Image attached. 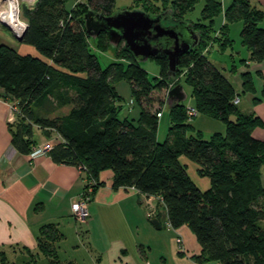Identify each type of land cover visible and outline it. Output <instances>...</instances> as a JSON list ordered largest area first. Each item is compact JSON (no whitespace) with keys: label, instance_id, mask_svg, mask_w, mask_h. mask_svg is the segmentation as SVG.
Wrapping results in <instances>:
<instances>
[{"label":"trees","instance_id":"16d2710c","mask_svg":"<svg viewBox=\"0 0 264 264\" xmlns=\"http://www.w3.org/2000/svg\"><path fill=\"white\" fill-rule=\"evenodd\" d=\"M68 1L36 0L33 7L23 5L28 26L22 41L43 56L0 44V97L12 102L16 111L8 124L12 143L28 155L39 143L36 128L55 131L53 138L58 139L48 153L57 163L85 167L96 180L90 195L104 183L99 175L110 168L114 188L158 196L171 226L192 228L201 245L200 253L192 256L195 261L264 264V140L252 134L256 126L264 125V118L237 105L243 93L256 91L252 73L240 72L242 90L229 77L238 72V64L264 59V8L257 0H233L224 12V23L217 26L222 2L204 0L198 20L188 19L200 33L197 46L181 56L175 77L169 72L167 55L151 57L160 72L150 78L123 41L112 47L106 32L93 39L85 28L84 14L89 9L111 14L115 0H74L71 7ZM157 1L138 4L153 12L168 8L175 18L186 19L199 0ZM236 21L242 22L240 39L250 56L220 67L209 54L215 48L221 53L233 48L230 25ZM161 41L170 44L167 37ZM93 48L113 49L117 60L103 67ZM122 78L128 79L140 106L135 119L118 117L122 104L116 82ZM186 85L192 87L191 106L223 120L225 132L204 139L200 130L195 131L187 114ZM50 97H56L57 104L69 103V112L38 115L34 103ZM260 99L255 97V103ZM166 107L172 124L168 139L160 141V114ZM189 130L196 133L188 135ZM183 156L197 164L200 175L209 177L207 189L196 184ZM65 237L54 222L40 225L37 246L50 264H77L60 257L58 245ZM37 254L32 253L33 264H38ZM9 261L7 252L0 250V264H16Z\"/></svg>","mask_w":264,"mask_h":264},{"label":"crops","instance_id":"0c3cea01","mask_svg":"<svg viewBox=\"0 0 264 264\" xmlns=\"http://www.w3.org/2000/svg\"><path fill=\"white\" fill-rule=\"evenodd\" d=\"M24 1V6L35 5ZM232 1L221 0L223 12L217 17V26L224 23V12ZM257 1L264 8V0ZM238 23L240 32L242 22ZM233 24L230 25V36L236 40L232 35ZM219 53L225 55V52ZM226 53L227 61L232 65V62L248 59L251 52L247 48V52L242 53L233 46ZM221 64L226 68L231 66L224 62ZM238 65L239 73L250 71L264 74V63L248 59ZM232 75L229 77L232 78ZM241 81L238 82L240 88L243 87ZM263 92L259 101L264 100ZM193 101L191 99L190 105H193ZM259 105L264 110V101ZM61 106L67 108L61 114L56 112L57 108L56 113L49 117L65 115L71 107L69 103ZM251 112H255L253 108ZM15 118L13 103L0 97V250L40 252L37 246L39 227L54 222L66 235L58 245V252H61L68 241V231L74 229L71 225L77 227L79 223H84L85 229L77 231L73 246L76 252H90L91 264H209L199 263L192 258L200 253L201 245L196 243L192 247L185 239L183 227L186 224L173 227L168 223L163 201V208L157 204L151 208L144 201L145 195H141L137 189L124 186L114 188L112 178L95 189L88 205L89 216L84 221L77 220L72 206L84 190L83 173L75 165L55 162L49 153L29 158L18 150L11 141L8 127ZM39 129L41 137L36 139L39 142L55 136V131L50 134L46 129ZM99 176L101 178L102 173ZM209 186L210 182L204 187ZM152 212L159 214L161 228H156L151 222ZM67 224L69 227H66ZM178 235L182 236L181 243L177 241ZM80 238L85 240L87 247Z\"/></svg>","mask_w":264,"mask_h":264},{"label":"rangeland","instance_id":"374dc122","mask_svg":"<svg viewBox=\"0 0 264 264\" xmlns=\"http://www.w3.org/2000/svg\"><path fill=\"white\" fill-rule=\"evenodd\" d=\"M139 0H115V10L117 9H121V8H135V7H143L142 4H138ZM172 0H168V2H171ZM155 2L160 3V1L155 0ZM26 2L24 0H18V4H19V16L23 21H26L24 16H23V9H24V4ZM74 3V0H69L67 5L68 7H71ZM1 5L2 3L0 2V44L1 43H6L8 45L13 46L14 48L17 49V51H19L20 53L26 54V53H30L33 55H38V56H43L34 45L32 44H28L22 40H19L16 36H14V34L12 33V31L4 26L2 24L1 21ZM204 6V0H199L195 6L194 9H192L191 11H189L186 14V19H191V20H198L199 16L201 15V9ZM262 22H264V19L262 20ZM233 37L236 39L234 42V49L235 50H239L242 53H246L247 52V47L242 44V41L240 39V25L238 23V21L233 22ZM232 24V23H231ZM93 52L97 54L98 59L101 63V65L103 67H106L109 63L117 60L116 56H115V52L113 49H108L107 51H101L97 48H93ZM226 52H230V49H228ZM225 52L224 56H221L218 49L215 48L214 50H212V52L209 54L211 58H213L214 60H216L217 65L222 67L221 63H226L227 65H231V62L227 61V53ZM255 62H260V63H264V59L261 61H255ZM142 66L148 71L150 78H153L157 75H159L160 72V65L159 63L153 59V58H149L146 61L141 62ZM233 77L231 78V82H233L235 84V86L242 90L243 87L240 88V83H238L239 81H241V77H240V73L239 72H234L232 73ZM237 74V75H236ZM261 76V77H260ZM252 77L255 83V87L256 90L255 92H245L243 93L242 97L240 100L237 101V105L240 107V109L245 112V113H249L251 112V109L253 108V110L255 111L254 114L259 115L261 117L264 118V110L260 109V103H262L264 100H256L255 103V97H259L260 94L263 92L264 90V74L263 72H254L252 73ZM262 78V79H261ZM184 79V77L182 78ZM239 80V81H238ZM243 81V80H242ZM241 81V82H242ZM116 86L117 89L121 95V110L118 111V117L119 118H137L139 116L140 113V106L139 104L135 101L134 97L132 96V88L131 85L128 81V79L126 78H122L120 80H118L116 82ZM188 94H189V98L187 100V104L189 105L192 99V87L189 85H186ZM256 104V105H254ZM63 105V104H62ZM66 105V104H64ZM34 109L36 111V113L40 116H51L54 115V113L58 112L59 114H61L60 112H62L63 110H65L67 108L64 106H61V104H57L56 103V97H50V98H46L42 103H38L35 102L34 103ZM58 108V109H57ZM65 108V109H64ZM57 109V110H56ZM56 110V112H55ZM188 117L189 119L192 118V123L195 125V131L200 130L202 133V136L204 139H210L212 134H214L215 132H225L226 131V123L223 120L211 117L207 114L198 112L195 115H190L189 112L187 111ZM172 124L171 121V117H170V112H169V107L164 108V110L162 111L160 120H159V126H158V139L160 141H164L166 139H168L169 134H170V126ZM94 127H99L98 123L94 124ZM36 138H40L41 137V133H40V129L36 128ZM191 133H196L193 132L191 130L188 131V135H190ZM253 136H255L256 138L259 139H263L264 140V125L262 126H256L255 129L253 130ZM262 137V138H260ZM182 160L184 162L188 163V169L189 172L192 176V178L194 179V181L196 182V184L201 187V189H207L208 187H204L206 186L210 180L208 176H203L200 175L197 172V164L191 160H189L187 157L183 156ZM112 169L108 168V169H104L102 171V177L104 179V181H108L109 179H113V177L111 176ZM262 183L264 185V165L262 167ZM92 194L90 195V201H92ZM162 200L160 198H157L156 200L153 201V204L156 206V204L159 206H162L163 203H161ZM163 208V206H162ZM73 226V231H68L69 233V238L68 241L65 242L64 247L62 248V251L59 252L60 257L65 260V262H69V261H73L76 262L77 264H91V256H90V252H76L74 251V247L73 243H75V238L77 236V231L80 229H85V224L84 223H79V225ZM66 227H69V224H67ZM185 230V239L192 245V247H195V244L198 243L200 245V243L198 242L196 235L194 233V231L192 230V228L189 225H185V227H183ZM81 243L85 244V240L83 241L81 238ZM79 240V241H80ZM87 247V244H85ZM90 250V248H88ZM194 249V248H193ZM68 251V252H66ZM86 251V250H84ZM193 251V250H191ZM34 254L38 253L37 255V263L38 264H50L48 258L39 253V252H32ZM31 252H10V250H8L7 254L9 257V262L13 263L15 262L16 264H28L29 262L31 264H33V255Z\"/></svg>","mask_w":264,"mask_h":264},{"label":"water","instance_id":"95a60500","mask_svg":"<svg viewBox=\"0 0 264 264\" xmlns=\"http://www.w3.org/2000/svg\"><path fill=\"white\" fill-rule=\"evenodd\" d=\"M85 28L93 39L106 32L112 47L121 41L127 50L139 62L150 57L167 55L169 72L175 77L180 65L181 56L197 46L200 33L188 19L175 18L170 9L162 12L148 11L142 7L121 8L111 14H103L89 9L84 14ZM172 20V22H168ZM14 36L23 40L28 24L21 33H17L8 23L3 22ZM162 37H167L170 44L164 45ZM178 89L179 86L177 85ZM150 220L156 228H161V222L155 212L150 214Z\"/></svg>","mask_w":264,"mask_h":264},{"label":"built area","instance_id":"2783aa9c","mask_svg":"<svg viewBox=\"0 0 264 264\" xmlns=\"http://www.w3.org/2000/svg\"><path fill=\"white\" fill-rule=\"evenodd\" d=\"M1 21L2 23L5 22L4 20V12H3V4L1 5ZM27 22L24 21V24ZM25 27V25H24ZM188 112L190 115H195L198 113V110L194 106L188 107ZM58 139V138H57ZM55 138L46 139L44 142L37 143L33 151L28 154L29 158H33L38 154H47L49 150L53 147L55 141L57 140ZM80 171L84 172L83 179H84V190L82 191L80 197L78 198L77 202L72 206V212L77 220L84 221L90 214L89 212V201H90V192L93 190L94 185L96 184V180L94 177L88 172V170H85L82 165L78 167ZM159 198L155 195H145L144 201L147 202V204L154 208L155 205L153 204V201ZM177 241L179 243L182 242V236L178 235Z\"/></svg>","mask_w":264,"mask_h":264},{"label":"bare ground","instance_id":"6f19581e","mask_svg":"<svg viewBox=\"0 0 264 264\" xmlns=\"http://www.w3.org/2000/svg\"><path fill=\"white\" fill-rule=\"evenodd\" d=\"M3 4L4 20L10 25L17 33H21L24 29V21L19 16L18 0H0ZM33 6L36 0H27Z\"/></svg>","mask_w":264,"mask_h":264}]
</instances>
